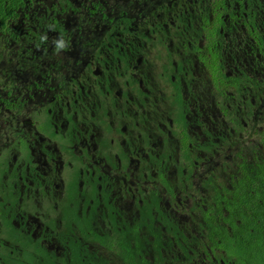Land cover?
<instances>
[{
  "label": "flooded vegetation",
  "instance_id": "af4514ba",
  "mask_svg": "<svg viewBox=\"0 0 264 264\" xmlns=\"http://www.w3.org/2000/svg\"><path fill=\"white\" fill-rule=\"evenodd\" d=\"M249 180L264 0H0V264H248Z\"/></svg>",
  "mask_w": 264,
  "mask_h": 264
},
{
  "label": "trees",
  "instance_id": "16d2710c",
  "mask_svg": "<svg viewBox=\"0 0 264 264\" xmlns=\"http://www.w3.org/2000/svg\"><path fill=\"white\" fill-rule=\"evenodd\" d=\"M245 186L247 216L244 230L237 233L239 238L236 248L248 264H264V205L261 212L258 209L261 204L257 196L259 192L257 181L249 180ZM262 198L264 201V190Z\"/></svg>",
  "mask_w": 264,
  "mask_h": 264
},
{
  "label": "clouds",
  "instance_id": "9594fccd",
  "mask_svg": "<svg viewBox=\"0 0 264 264\" xmlns=\"http://www.w3.org/2000/svg\"><path fill=\"white\" fill-rule=\"evenodd\" d=\"M55 45L58 52L66 48V42L63 40V38H60L55 41Z\"/></svg>",
  "mask_w": 264,
  "mask_h": 264
}]
</instances>
